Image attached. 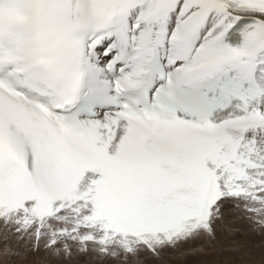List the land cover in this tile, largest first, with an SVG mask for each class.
Listing matches in <instances>:
<instances>
[{"label":"snow or ice","instance_id":"1","mask_svg":"<svg viewBox=\"0 0 264 264\" xmlns=\"http://www.w3.org/2000/svg\"><path fill=\"white\" fill-rule=\"evenodd\" d=\"M230 210L264 227V0H0L5 240L152 264Z\"/></svg>","mask_w":264,"mask_h":264},{"label":"rangeland","instance_id":"2","mask_svg":"<svg viewBox=\"0 0 264 264\" xmlns=\"http://www.w3.org/2000/svg\"><path fill=\"white\" fill-rule=\"evenodd\" d=\"M217 234H220L217 239L221 245L197 241L191 247L202 246L204 251L191 252L186 248L182 250L183 254L175 253L165 257L163 262L153 261L152 264H264V227L258 226L250 214L230 210L223 227H218ZM26 244L30 249V242L18 241L15 237L5 240L0 231V264H123V258L103 256L93 252L91 247L86 253L74 252L71 258H57L42 250L38 254L27 250ZM6 245L22 254L26 252V255L5 260L3 250Z\"/></svg>","mask_w":264,"mask_h":264},{"label":"bare ground","instance_id":"3","mask_svg":"<svg viewBox=\"0 0 264 264\" xmlns=\"http://www.w3.org/2000/svg\"><path fill=\"white\" fill-rule=\"evenodd\" d=\"M220 232V231H219ZM221 234L223 233V232H220ZM230 234H231V231L229 232ZM246 233V232H245ZM218 236L220 235V234H217ZM224 235H225V233H224ZM227 236H228V234H226ZM222 236H223V234H222ZM224 237V236H223ZM222 238V237H221ZM225 238H227V237H225ZM245 238V237H244ZM249 238V237H248ZM219 239V238H218ZM264 241V240H263ZM261 244V243H260ZM220 245H221V243H220ZM223 245V244H222ZM244 245V244H243ZM221 247V246H220Z\"/></svg>","mask_w":264,"mask_h":264}]
</instances>
